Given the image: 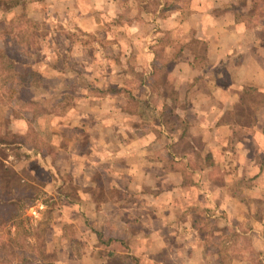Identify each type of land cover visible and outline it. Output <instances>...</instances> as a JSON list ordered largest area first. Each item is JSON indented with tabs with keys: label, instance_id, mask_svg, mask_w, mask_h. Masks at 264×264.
Returning <instances> with one entry per match:
<instances>
[{
	"label": "crops",
	"instance_id": "crops-1",
	"mask_svg": "<svg viewBox=\"0 0 264 264\" xmlns=\"http://www.w3.org/2000/svg\"><path fill=\"white\" fill-rule=\"evenodd\" d=\"M110 1L107 3L109 6L105 7L115 8V42L122 47L133 45V49L139 48L136 30L140 24L157 27L149 35L143 36L144 46L138 52H124V58L128 56L129 59L133 53L138 63L142 64L137 70H141L144 79L155 72L152 64H155L156 55L150 43L155 33L158 36L156 43L158 40L162 43L164 33L172 32L176 40L184 44L179 39L189 32L186 42L197 40L206 44L203 54L180 47L175 55L176 63L169 69L174 79L175 105L178 106L175 116L184 125L201 128L208 142L207 153L213 158V166L209 170L214 171L216 166L219 167L214 160L222 154H238L240 163L231 164L233 162L229 158V163L222 166L223 171H239V179L246 177L252 183L246 190V196L237 197L231 194L232 179L225 175L220 189L224 194L223 213L229 218L225 219V226L219 232H231L238 239L237 255L236 241L228 244L231 250L228 264H264V36L258 35L260 27L250 29L232 11L217 14L216 11L222 6H204L200 10L191 6V14L182 20L179 10L168 9L162 13L164 5L159 6L155 17L149 13L150 18H141L134 0L126 4L123 0ZM149 1H140L141 7ZM101 5L95 9H105L102 2ZM88 7L90 13L92 6ZM128 7L131 12L126 11ZM60 8L79 16L86 11L83 6ZM81 21L85 22L81 25L90 28L102 24L101 21L84 17H81ZM123 32L128 37V45H125L124 37L119 38ZM121 56L122 53H117L115 58ZM117 71L115 63V75L120 73ZM75 83L76 80L73 85ZM75 86H72V90L82 93L74 94V103L67 113L60 114L63 117L48 115L44 121L49 125L57 123L63 126L57 128L64 132L62 144H56L57 158L60 160V163H56L58 171L67 174L82 188L91 187L96 175L100 174L109 183H115V189L123 191L119 198L115 197V212L122 220L119 228L122 237H115V242L125 244V248L115 246V256L132 255L130 245L133 243L144 253L142 260L145 262L139 261L141 264H223L224 260L219 257L220 250L212 251L201 245L199 239L202 235L206 238L207 234L191 222V216L186 212L188 209L183 206H196L197 203L192 198L190 200L185 191L201 190L205 182L209 186L215 184H210L208 179L197 180L195 175H191L194 183L187 185L185 174L180 170L172 171L167 162L170 156L174 165L185 164L189 170V163L197 151L192 146V129L166 125L163 112V108L168 106L166 88L158 93L145 85L150 101L143 102L152 105L155 100V107L160 110L156 122H152L151 114L144 113L147 117L144 114L140 117L129 113L127 107L130 102L124 96L92 97L88 89L78 85V80ZM136 120L144 122L142 128L133 126ZM152 123L155 124L151 126ZM114 138L115 144L112 141ZM228 148H232V151ZM95 157L97 160L99 157L103 163ZM191 172L197 174L196 171ZM208 190L210 188L205 189L206 200L210 203L211 193ZM87 195L81 192L79 198L86 199ZM211 199L215 200V197ZM133 203L138 205L132 206ZM251 206H254V210ZM236 207L239 211L232 215ZM73 208L78 212L83 210L79 204ZM179 212L183 214V221H174L173 218H178L175 214ZM253 214L255 222L246 224ZM231 217L235 219L234 222ZM127 219H133L144 228L131 232L125 223ZM153 219L163 221L156 225ZM237 221L239 226H235ZM145 222L149 224L146 226ZM127 234L126 239L124 236ZM98 240L93 246L94 250L99 249ZM249 251L255 254L253 260L248 259ZM92 252L85 254L79 264H95L89 263ZM72 258L75 259V256Z\"/></svg>",
	"mask_w": 264,
	"mask_h": 264
},
{
	"label": "rangeland",
	"instance_id": "rangeland-1",
	"mask_svg": "<svg viewBox=\"0 0 264 264\" xmlns=\"http://www.w3.org/2000/svg\"><path fill=\"white\" fill-rule=\"evenodd\" d=\"M129 1L131 0H123L124 4ZM134 1L137 6L135 9L136 11L140 10L138 15L141 18L150 14L155 17L159 6L164 5L162 13L168 9L177 11L173 10L176 6L183 8L184 11L178 9L181 11L182 20L186 13L191 12V6L199 10L204 6H222L216 11L217 14L222 13L221 10L225 6H241L240 11L236 13L237 18L250 29L260 27L258 35L264 36V0H150L144 7H141L140 4L142 0ZM101 2L104 7L109 6L108 0H71L70 2L69 0H26L25 4L19 5L11 11H4L5 9L0 7V51L5 55L6 60L15 61L19 74L23 75L33 71L38 75L30 76L28 80L30 87L22 89L19 93L16 92L13 97H6L0 107V119L6 122L4 129L9 136V139L6 140L7 145L0 141V178L2 175L1 164H3L17 174L14 181L27 184L22 189L26 187L24 190L30 191L31 188L28 186H33L39 191L38 202L31 208L26 207L24 216L19 219L20 222L17 221L16 226L0 229V241L7 243L6 246H0V248H4L3 252L5 253L13 248L16 252L13 256L14 264H22L20 257L16 256L17 252H21L19 247L22 245L25 248L21 255L23 258L36 257L38 256L37 250L42 249L49 261L46 259L37 263L40 259L37 261L27 259V263L24 262V264H47L50 262L52 264H79L85 254L94 250L93 246L99 239L97 246L99 249L92 252L89 263L141 264L144 253L136 248L137 244L130 245L133 249L130 251L132 255L115 256V251H117L115 246L125 248V244L115 242V237H122L119 231L122 220L119 218V213L115 212V197L119 198L123 191L120 188L115 189V183H109L100 174L96 175L91 187L82 188L74 180H70L67 174L58 171L56 163H60V160L57 158L56 151L57 145L63 142L64 132L57 128L63 126L57 123L49 125L45 119L48 115L63 117L62 113H67L74 103V94L82 93L79 90H72V86L76 87L78 80V85L81 88L89 90V96L97 98L124 96L130 102L127 107L129 113L137 114L140 117H143L144 113L151 114L150 121L152 122H156L155 118L160 110L155 107V100L152 101V105L143 102L144 100L150 101L149 91L145 90V85L158 93L164 92V87L166 88L165 96L168 99V106L163 108L166 125H178L183 129L184 127L187 130L192 129L194 135L192 146L197 151L189 163L191 164L189 170L185 164L174 165L170 156L167 158V162L169 161L172 171L180 170L185 174L187 185L194 183L191 175H195L197 180L208 179L210 184H215V186H209V183L205 182L203 184L205 188L201 186V190L185 191L188 198L190 200L192 198L197 203L196 206L188 207V204L183 206L187 207L186 212L191 216V222L207 234L206 238L205 235H202L199 239L201 245L212 251L220 250L219 257L224 260L223 264H228V260L231 259V250L228 249V244L236 241L237 255L239 253L238 239L231 232H219L220 228L225 226V219L229 218L227 214L223 213L224 194L220 185L223 184L225 175L230 176L232 179L231 194L240 197L246 196V190L252 182L246 177L239 179V171H223L222 166L229 163V158L233 162L231 164L240 163L238 154L232 156L222 154L219 159L214 160V163H218L220 168L216 166V170H209V167L213 166V158H210L207 153L208 142L201 128L184 125L175 116L178 106L175 105L174 100V79L169 71L176 63L175 55L179 52L180 47H188L191 52L203 54L206 44L197 40L186 42L189 32H185L179 39L184 44L177 41L172 32L164 33L162 43H159V40L156 43L158 36L154 32L155 38L153 40L150 36L152 40L150 43L156 55L155 64H152V69L155 72L151 77L144 79L141 70H137V67H141L142 64L138 63V59L134 57L133 53L129 59H127L128 56L125 58L123 56L125 51L138 52V49L144 46L143 36L149 35L157 27L140 24L136 30V36L139 37L137 42L139 48L133 49V45L122 47L115 42V8L105 7V9L96 10L95 7H102ZM109 3H111L110 0ZM60 6H83L86 11L80 13L79 16L61 10ZM88 6H92L90 13ZM125 9L131 12V8ZM81 17L92 21H101L102 24L90 28L81 25V23H85L81 21ZM148 17L150 18V16ZM122 37L125 38V45H128V37L124 32L119 36V38ZM146 44L149 45L148 42ZM164 48L165 51L167 48L169 51L164 52ZM117 53H122V56L115 58ZM115 63L117 72H120L117 75H115ZM165 64L166 66L163 67ZM154 66H156V70ZM3 67L5 66L0 63V69ZM0 76L2 77L0 88L3 90L6 88L4 80H8V74L2 73ZM75 80L76 83L73 85ZM69 86L70 89H68ZM22 87L24 86L21 85ZM143 123L136 120L133 126L140 129L143 127ZM146 125L148 124L146 123ZM12 134L17 136L13 137ZM112 141L115 144V138ZM228 149L232 151V148ZM97 161L103 163L99 157ZM191 171H196L197 174H193ZM235 174H237L236 177ZM3 181H7V178ZM18 182L15 184L19 185ZM209 188L210 197H215V200L210 198V203L206 200L207 192H205V189ZM81 192L88 194L86 199L79 198ZM152 195L155 193L152 192ZM49 198L55 199L56 202L49 203ZM76 204H79L83 210L76 211L73 208ZM133 205L137 206L138 204L133 203ZM250 208L254 210V206ZM157 209L158 207H156ZM238 211L237 207L234 208L232 215ZM175 215L179 219L173 218L174 221H183L181 219L182 212ZM212 215L218 217L213 218ZM254 215L251 219L248 218L249 223L246 224L250 225V222H255ZM230 219L232 222L235 220L233 217ZM153 220V224L156 225L163 221V219ZM125 221L131 232H138L139 229L144 228L142 224H137L133 219ZM148 224L146 223V226ZM238 224L237 221L235 226H239ZM128 236L129 234L124 237L127 239ZM11 240L16 244L12 243L10 246ZM248 243H250V239ZM232 253L234 254L233 250ZM73 256L75 259L72 258ZM254 258L255 254L249 251L248 259L253 260ZM142 262L145 261L142 260Z\"/></svg>",
	"mask_w": 264,
	"mask_h": 264
},
{
	"label": "trees",
	"instance_id": "trees-1",
	"mask_svg": "<svg viewBox=\"0 0 264 264\" xmlns=\"http://www.w3.org/2000/svg\"><path fill=\"white\" fill-rule=\"evenodd\" d=\"M26 0H0V7L5 9L4 11H11L15 7L25 4ZM34 1V0H33ZM241 6H225L221 11L223 12H228V11H234V14L238 13L240 11ZM183 8H180L178 6L175 7L173 10H178ZM184 11V10H183ZM191 12L186 13L184 15V20H186ZM166 47V46H165ZM165 52V48H164ZM0 63L3 64L5 67L0 69V75L2 73H7L8 80L5 81L6 88H0V107H2V103L5 102L6 97H13L16 92L19 93L22 89L29 88L28 80L30 76H38L36 75L35 72L29 71L26 74H19L17 71V64L15 61L12 60H6L5 55L0 51ZM166 66L163 65V67ZM155 70H156V66ZM2 77L0 76V79ZM21 85L24 87L21 88ZM18 95V94H17ZM6 122L2 121L0 119V141L2 144L7 145L9 136L7 135L8 132L5 131ZM13 137L17 136L16 134H12ZM13 144V143H12ZM1 170H2V175L0 178V229L7 227V226H16L17 221L21 217L24 216L27 208L33 207L39 200V191L35 189L33 186H28L30 187V191L22 189L23 186H27L24 182H18L14 181V178H17V174L13 172L10 168L5 167L3 164H1ZM7 178V181H3L4 179ZM15 182H18L19 185L15 184ZM57 191H59V188H57ZM28 192V193H27ZM49 203L53 204L56 202L55 199L49 198ZM20 222V221H19ZM20 226V224H19ZM12 243L16 244L15 241L11 240L10 246ZM7 243L0 241V246H6ZM24 246L22 245L19 247V250L21 252H17L16 256L17 258L20 257L21 263L24 264V262L27 263V259H33L37 261L38 259L40 263L42 261H45L47 259L45 253L42 252V249H38V256L36 257H41V258H36V257H30L28 256L27 258H23L21 255H23L24 251ZM5 249L0 248V264H14L13 262L15 261L13 259L14 254L16 253L13 248L10 249L9 252H3ZM48 261V259H47ZM49 262V261H48ZM47 264H52L47 263Z\"/></svg>",
	"mask_w": 264,
	"mask_h": 264
}]
</instances>
